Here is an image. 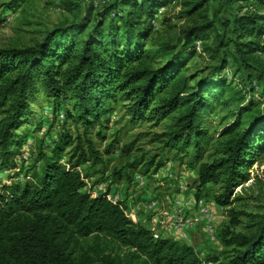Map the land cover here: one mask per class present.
Masks as SVG:
<instances>
[{
	"label": "trees",
	"instance_id": "obj_1",
	"mask_svg": "<svg viewBox=\"0 0 264 264\" xmlns=\"http://www.w3.org/2000/svg\"><path fill=\"white\" fill-rule=\"evenodd\" d=\"M23 1L5 0L2 7L10 10ZM221 1L230 19L218 20L219 10L211 18V0H106L98 10L93 0H63L73 23L46 30L32 47L0 49V171L13 166L25 127L35 123L29 106L38 93L54 101L55 109L70 102L66 118L86 133L120 98L129 123L163 126L156 137L163 147L175 158L189 155L188 167L197 168V197L216 186L215 203L228 207L230 224L237 225L244 214L235 206L264 191V0ZM172 2L187 24L175 42L159 41L152 22ZM118 8L123 14L112 16ZM207 32L212 42L198 53L195 41ZM202 54L214 61L213 70L184 66ZM229 60L246 72V81L261 84L260 99L221 76ZM216 103L232 121L204 156L210 140L202 119ZM42 150L37 156L42 166L32 180L0 184V264H264V216L252 222L248 234L231 238L235 247L225 260L201 259L189 246L154 239L109 192L83 191L79 167L101 162L90 140L84 144L61 132ZM152 166L151 161L146 168Z\"/></svg>",
	"mask_w": 264,
	"mask_h": 264
},
{
	"label": "rangeland",
	"instance_id": "obj_2",
	"mask_svg": "<svg viewBox=\"0 0 264 264\" xmlns=\"http://www.w3.org/2000/svg\"><path fill=\"white\" fill-rule=\"evenodd\" d=\"M4 1L0 0V49L32 47L42 40L46 30L75 20L74 13L63 9V0H24L10 10L2 7ZM104 1L106 0H93L95 10ZM85 3L84 1L83 10ZM217 10L218 20L230 19V12L222 7V1L211 0L209 16L213 18ZM121 14L123 11L118 8L112 16L119 17ZM152 24L159 32L154 34V38L159 41L171 39L175 42V38H179V31L187 23L179 16L178 8L172 2L168 10ZM215 29L222 34L219 25H215ZM208 33H205V39L195 41L198 53L203 44H211L213 36ZM192 63L195 69H209L208 71L213 70L212 66L215 64L205 54L186 61L184 66L190 67ZM221 76L232 81L233 85L246 94L251 90L254 100L260 99L261 84L253 78L246 81V72L237 68L234 61L227 62ZM126 104V101L118 98L111 105L110 111L102 116V123L86 133L83 125L66 118L65 109H71L70 102L60 104L55 109L54 101L38 93L29 106L35 123L25 127V141L19 155L14 157L13 166L0 171V184H22L27 177L32 180L33 172L39 171L42 166L37 159L38 152L42 149L47 152L51 139H57L61 132L72 139L79 136L84 144L86 140L92 142L101 159L96 164L89 160L79 167L78 171L86 184L84 192L94 196L109 192L112 199L125 202L131 222L146 228L158 239H171L189 246L201 259L217 257L220 261L225 260L235 247L231 238L248 234L252 222L264 216V191L260 194V191L254 192L256 199L253 201H248L247 204L240 202L235 206V211L243 212L244 215H239L238 224L232 226L227 211L229 208L219 206L213 199L217 193L216 186L209 185L197 197L194 184L197 168L188 167L191 157L179 153L175 158L174 152L163 147V141L156 138L164 130L162 125L155 126L149 122L129 123L123 107ZM216 104L202 119L201 127L210 140L204 156L214 146V139L220 129L232 121L231 113L220 103ZM71 150V147L65 150L62 164H66ZM151 161L154 166L146 168ZM159 162L162 166L155 167ZM261 169L264 170V165ZM259 179H262L261 176ZM242 204L246 207H241Z\"/></svg>",
	"mask_w": 264,
	"mask_h": 264
},
{
	"label": "built area",
	"instance_id": "obj_3",
	"mask_svg": "<svg viewBox=\"0 0 264 264\" xmlns=\"http://www.w3.org/2000/svg\"><path fill=\"white\" fill-rule=\"evenodd\" d=\"M26 181H30V178L27 177V178H26ZM109 199H110L112 202H117L116 199H112V197H110V196H109ZM153 238H154V239H158L157 236H154V235H153Z\"/></svg>",
	"mask_w": 264,
	"mask_h": 264
}]
</instances>
